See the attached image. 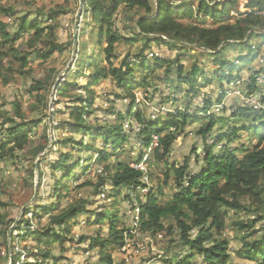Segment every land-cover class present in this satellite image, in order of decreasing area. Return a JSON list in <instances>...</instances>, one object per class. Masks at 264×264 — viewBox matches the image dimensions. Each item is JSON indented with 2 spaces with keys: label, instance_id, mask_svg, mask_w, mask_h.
Listing matches in <instances>:
<instances>
[{
  "label": "rangeland",
  "instance_id": "374dc122",
  "mask_svg": "<svg viewBox=\"0 0 264 264\" xmlns=\"http://www.w3.org/2000/svg\"><path fill=\"white\" fill-rule=\"evenodd\" d=\"M207 1L209 2L210 0ZM220 1L223 0H217V2ZM236 1L237 4L231 8L229 15V17L233 18L232 20L237 18L240 13H248L250 11L247 6L248 0ZM181 3L176 1L178 6ZM185 3L192 4L199 9L201 0H185ZM3 7L5 9H13L16 12L13 17L5 14H2L1 17L4 23L12 25L8 28L12 33L18 31L20 23L18 18L21 16H27L29 19L37 18L43 27H46L48 24L44 21L49 18L46 14L52 9H56L60 13L66 10L67 14L59 16L60 26H58L55 35L57 43L65 45L66 49L64 47L62 52H53L43 59L41 57L43 55L42 51L46 50V48L42 47L35 54L33 46L34 54L31 56L27 67L22 70L27 75L30 73L32 77L36 76L38 78H43L46 75L44 71L46 67H52L60 72L51 90L49 104L51 108L42 110L43 105H41L39 111L32 110V107L37 105L38 102L36 99L37 91L32 88L33 80L31 76L25 78L20 75L19 65L16 60L8 55L10 47H7L2 52L5 67L9 66L12 68L10 61H13L16 71L13 79L8 84H4L3 79H0V139L4 137V132H2L4 129L1 125L7 117H16V121L22 123L21 118L16 116L17 103L21 107V112L27 115L30 120H38L40 122L29 133L30 140L27 148L17 154L18 158L13 157L3 164L0 183V233L5 234L0 236V264H13L15 259L13 257H17V254H21V259L16 264L34 263L37 257H34L33 253L39 254L40 249L51 251L55 257H62L59 264H103L100 249H91L90 243L94 242L97 237L109 238L113 221L108 218L105 222L99 223V219L105 215L117 218L115 229H118L124 235L123 246L112 248L109 251L113 264H163L164 259L175 257L177 261H181L183 257L181 252L184 247L181 244L179 245L180 236L178 233L175 237L168 234V237L166 236L167 238H165V234L153 237L151 234L141 231V218L138 209L140 208L139 199L142 203H146L150 194L154 193L158 197L160 195L158 190L160 186H163L164 194L159 196L160 199L163 201L173 200V197L179 194L180 191L177 188L176 171L182 170L188 163L189 168L186 170L184 177L187 180L184 184L188 186L190 180L197 176L201 169L206 167L205 156L207 147L212 148L213 152L222 158H226L228 154H233L242 159L247 151H251L259 145L258 138L252 137L250 131H239L244 121L236 119L234 115L237 113V108L245 106H251L256 110L260 108L264 110V105L260 103V100L264 97L263 39H254V50L252 52L239 47H233L226 51L222 56V59L227 63L226 67L217 62L215 56L210 55V51L192 48V45L190 47L187 45L179 47L163 43L158 44L159 41H156L153 37L150 38L152 39L150 41L137 38L132 45L120 42L116 45V59L113 61V67H120L122 62L128 58L132 62L131 67L134 68V78L138 84V87L134 90L136 95L134 101L127 98L126 90L119 88L113 78L103 79L99 84L93 85L94 67L89 64L79 68V61L75 66L76 69H74V72H77L69 78L72 83L76 82V85L66 88L68 90L67 95L57 96L55 95V86L58 80H61L68 73L70 67L77 60V53L83 51L85 44L89 46V55H93L92 52H94V44L97 39V28L92 23L91 15L79 14L81 2L76 3L75 0H7L3 2ZM136 11H129L121 7L114 15L113 29L121 31L122 35L127 38L135 37L127 31V28L133 24L130 18L139 16L140 12ZM78 17L77 39H75ZM229 17L225 19V22L231 20ZM202 18H205V16L202 15ZM202 18H196L195 21L198 22ZM213 23L212 19L207 20L208 25ZM48 32L49 30H46L45 35ZM34 38L35 32H27L20 36L14 47L28 50L27 43ZM166 39L164 38L165 41H167ZM259 46H262L260 50H258ZM104 47H106L105 41ZM162 49H166L168 55L170 53L173 54L170 57L172 59L165 57L161 53ZM141 52L142 56L140 59L134 57V55ZM95 54L94 65L99 64L107 68L110 67V63L104 57V52L98 51ZM142 58H145L144 63L141 60ZM156 58L163 60L164 63H157ZM170 64L175 65L171 73L177 78L179 77L178 66H182L184 72L189 73L196 64L198 65L201 72L197 82L196 88L198 90H196V95L192 93V88L187 85H181V88L176 90L177 85L166 84L165 79H167L169 74L168 68ZM143 65L148 68L146 70L143 69ZM4 73L10 76V72L7 70H4ZM63 80L65 81V78ZM205 80L208 81V84L204 83ZM255 80L256 85L252 89L256 88L251 89V93L249 87L250 85L252 86ZM144 81L149 86H144ZM87 87L90 91H93V109L96 110L94 114L84 116L96 128L91 136L76 134L75 130H72L69 125L70 121H72L70 106L74 105L72 99L77 94H84V97H87ZM57 99L59 102H57ZM209 102L211 106L205 116L209 117L211 113L218 120L211 136L205 140L198 134L199 129L208 121V118H204V120L199 122L192 121L182 131L176 133L177 139L173 150L163 160L152 158L148 162H137L140 155H145L144 160L150 156L152 157L159 142V136L153 134L152 145L146 149L142 142L136 140L137 138L134 137L135 132L131 129L133 125L137 129L135 117L138 111L145 114V117L149 118L151 122L157 123L160 128H165L170 115L174 116L178 111L187 110L189 114L200 116L202 115L200 108L206 107ZM130 105H133V110L129 115ZM53 107H55V110ZM54 111H56V115L53 114L55 113ZM118 112H121L127 118L126 121L119 120ZM53 121L54 132L52 131ZM119 123L124 127L123 135L129 136L130 141H125L117 149H112V145L106 144L98 135L102 131L104 132V127L107 125H117ZM47 127L48 146L43 153L35 156L38 146L45 144L47 141L45 138ZM174 130H176V127L172 126L168 132L164 133L167 135ZM234 132H238L235 137L232 136ZM226 134L231 137L229 138ZM68 137H73L77 141H85L86 146L82 147L75 143L67 145L66 139ZM61 140L65 142L58 143L59 146L56 144L53 152L50 153L53 141L57 143ZM100 149L104 150L105 155L108 153L112 154L105 164L98 162V157L103 158L105 156L100 155L98 152ZM112 150L115 151L113 152ZM67 153H74V158L70 159L71 165L78 162H80V165L77 167L76 172L65 180L69 190L67 189L64 192L62 202L73 204L76 199L79 200L78 203L87 201L85 208L89 212L84 214L81 212L80 216L76 218L72 234L69 235V240L65 241L64 246L59 243H55L53 246H46L38 243L36 236L29 235L28 231L39 230L38 223H42V227L47 224V215H43L40 218L37 207L41 208L44 205H52V203L54 206L58 203V195H53V180L60 179L62 176L60 170L56 169H54L55 174L53 176L50 169L53 170L54 162L59 160L62 155H67ZM91 156H95V159L89 164L88 159ZM44 158L46 160L42 162L43 183L41 185V199L39 200L37 198L39 194V171L36 169L34 176H30L29 172L34 169L33 164L36 167L41 159ZM125 162L137 168L142 165L138 170H142L145 173L141 180L146 184L145 187H139L137 193L131 192L129 189L118 188L116 190L117 194L114 195L115 187L112 182H107L108 184L102 187V192L97 195L94 192V185L98 183V175L102 172L105 173L107 165L110 167L112 165L119 166ZM71 165H68L69 169ZM201 166L203 167L200 169ZM107 172L105 175L110 172L114 174L112 167L110 172ZM167 172L171 173L168 184L165 183L167 181ZM36 192L37 196L35 198ZM129 196L130 199H127ZM133 207L137 208L136 214L133 213ZM254 217L256 216L248 213L230 211L226 219V228L222 235H218V237L230 242L231 246L228 250L231 255L230 262L250 264L248 259H241L237 254L242 247L240 238L246 232L234 229L232 224L234 222H244ZM21 220L23 222L20 224ZM172 221L176 223L175 220H166L164 222L167 227H171ZM19 224L21 225L20 228H18ZM257 227L258 230L264 228V221L257 224ZM254 229L252 228L249 231ZM6 234L8 236V245L3 242ZM262 235H264L263 230L257 234L256 238H260ZM83 237L85 239L82 240ZM171 239L176 242L171 244ZM250 240L253 241L254 239ZM176 253L180 254L177 256ZM38 254L35 256H38ZM198 260L196 264L201 263L200 259ZM39 263L54 264L51 259L43 260L41 258H39Z\"/></svg>",
  "mask_w": 264,
  "mask_h": 264
},
{
  "label": "trees",
  "instance_id": "16d2710c",
  "mask_svg": "<svg viewBox=\"0 0 264 264\" xmlns=\"http://www.w3.org/2000/svg\"><path fill=\"white\" fill-rule=\"evenodd\" d=\"M5 1L7 0H0V79H3L4 84H8L15 75L16 69L13 65L15 63L10 61L12 68L9 66L5 67L3 63L4 55L2 52L7 47H10L8 55L16 60L19 65L20 75H23L25 78L31 76L33 80L32 88L37 91L36 99L38 103L32 107V110L39 111L41 105H43L42 110L51 108L49 107L51 90L60 72L52 67H46L44 69L46 75L43 78H38L36 76L32 77L30 73L27 75L22 70L27 67L31 56L34 54L33 46L35 54L42 47L46 48V50L42 51L43 55L41 57L43 59L47 58L53 52H62L64 47L66 49L65 45L63 46L57 43L55 35L58 26H60V21H58L60 19L59 16L66 15L67 11L64 10L60 13L58 10L52 9L48 12L46 16L49 18L44 21L48 24L46 27H43L37 18L29 19L27 16H21L18 18L20 20L18 31L12 33L8 30L12 25L4 23L1 17L2 14L13 17L16 15V12L13 9H5L3 7V2ZM81 1L82 15L90 14L92 23L97 28L94 52H92V56L89 55V46L87 44L84 45L83 51L80 52L81 54L75 50L77 60L55 88V95L57 96L67 95L68 90L66 88L76 85V82L72 83L69 78L77 72H74V69H76L75 66L79 61V68L89 64L91 67H94L93 85L99 84L103 79L113 78L119 88L126 90L127 98L133 99L134 101L136 99L134 90L138 87V84L134 78V68L131 67L132 62L128 58L122 62L120 67H113V61L116 59V45L120 42L130 43L132 45L137 38L150 41L152 40L150 38L153 37V39L159 41L158 44L163 43L179 47L185 45L190 47L192 45V48L207 50V52L210 51V55L215 56L217 62L226 67L227 63L222 59L226 51L233 47H239L252 52L254 50L253 41L255 38H261L264 41V0H248L247 6L250 11L248 13H240L234 20L229 15L231 8L237 4L236 0H223L220 2H217V0H210L209 2L207 0H201L199 9L195 8L192 4L185 3V0H75L76 3ZM176 1L182 2L181 5L178 6ZM121 7L129 11L137 10L136 12H140L137 18H130L133 24L127 28V31L135 37L127 38L122 35L121 31L114 30L112 27L114 15ZM202 15L205 18H202ZM227 17L231 20L225 22ZM196 18L202 19L196 22ZM209 19H212L214 23L208 25L207 20ZM46 30H49L47 35H45ZM27 32H35V38L27 43L29 49L15 48L16 41L21 35ZM164 38H167V41ZM104 41L106 42V47L103 48ZM261 47L259 46L258 50ZM97 50L102 51V53L104 52L106 61L110 63L109 68L104 65H94ZM161 53L168 58L173 55L171 53L168 55L166 49H162ZM141 56L142 52L134 55L135 58L139 59ZM141 60L143 63L145 62V58ZM156 61L157 63H164L163 60L158 58H156ZM142 67L145 70L148 68L145 65ZM174 68L175 65L170 64L168 68L169 74L167 75V79H165L166 84L171 86L177 85L176 90L181 88V85H187L192 88V93L196 95V90H198L196 88L197 82L201 72L198 65L196 64L189 73H185L184 68L178 66V78L171 73ZM220 68L223 70L222 67ZM4 70L9 71L10 76H7ZM64 78L65 81L63 80ZM204 83L208 84V81L205 80ZM143 85L149 86L146 81L143 82ZM254 85H256V80L249 87L251 93ZM87 92V97H84V94H77V96L73 97L72 102L74 105L70 106L72 110V121H70L69 125L72 127V130H75L76 134L91 136L94 134L96 128L84 116L94 114L96 110L93 109V91H90L87 87ZM57 102H59L58 99ZM260 103L264 105V97L260 100ZM17 105L16 116L21 118L22 123L17 122L16 117L9 116L1 125L4 129L2 131L4 132V137L0 139V183L3 164L11 158L17 157L18 153L27 148L30 140L29 133L40 122L38 120H30L27 115L21 112L20 105L18 103ZM210 106L211 104L209 102L206 107L200 108L202 114L200 116L189 114L187 110L178 111L176 115H170L168 117L169 121L165 128H160L157 123L151 122L149 118L145 117V114L138 111L135 117L137 129L134 128V125L131 129L135 132L134 137L137 138L136 140L142 142V145L146 149L152 145L153 134L159 136V142L152 157L150 156L144 160L145 155H140L137 162H148L152 158L163 160L173 150L177 139L176 133L182 131L192 121L199 122L204 120V118H208V121L198 131V134L206 140L211 136L218 122L214 114L210 113L209 117L205 116ZM53 109L55 110V107ZM132 110L133 105L130 108L129 115ZM54 112L53 114L56 115V111ZM117 114H119L120 121H126L127 118L121 112ZM234 117L236 119H242L245 123V125L243 123L239 131H250L252 137L258 138L259 145L257 147L251 151H247L242 159H239L233 154H228L226 158H222L220 155L214 153L212 148L207 147L205 156L206 167L204 169H201L203 166L200 167V173L190 180L188 186L184 184L187 181L184 177L186 170L189 168L188 163L182 170L176 171V183L180 191L179 194L173 197V200L163 201L160 199L159 196L164 194L163 186H160L158 190V193H160L158 197L152 193L146 203H142L139 199L140 208L138 209L140 212V229L142 232L151 234L153 237H158L161 234H165V238L168 237V234L175 237L177 233L180 236L179 245L181 244L184 247V250L181 252L183 253L182 260L177 261L176 257L164 259L163 264H196V261H199L198 259H200V264H237L229 261L231 258L228 252L231 246L230 242L218 237V235L223 234L226 228V219L230 211L248 213L256 216L244 222H234L232 226L234 229L246 232L240 238L242 247L237 252L238 256L244 260L248 259L250 264H264V235L256 238L260 231H264V228L257 229V224L264 221V110L261 108L256 110L251 106L240 107L237 108V113ZM172 126L176 127V130L166 135L164 132H168ZM107 130L108 132L106 133ZM123 130L124 127L120 123L117 125L109 124L104 127V132L102 131L98 136L106 144H111L112 149H117L123 142L130 141L129 136L123 135ZM46 131L45 138L47 141L45 144L38 146L35 156L43 153L48 146V127ZM52 131L54 132V121ZM238 132H234L232 136H237ZM226 135L229 138L231 137L229 134ZM61 142L64 143L65 141L61 140L57 143L53 141L50 153L53 152L56 144ZM66 142L67 145L75 143L82 147L86 146L85 141H77L73 137H68ZM112 151L114 152L115 150ZM98 152L100 155H105L104 150L100 149ZM111 156L112 154L108 153L103 158L98 157V162L105 164ZM72 158H74V153L62 155L59 160L54 162L53 170L50 169L53 176L55 174L54 169L60 170L62 176L60 179L53 180V195H58V203L54 206L52 203V205H44L41 208L37 207L40 218L43 215H47V224L42 227V223H38L39 230L34 232L28 231L29 235L36 236L40 244L53 246L55 243H59L64 246L65 241H68L69 235L72 234L76 218L80 216L81 212L82 214L89 212L85 208L87 201H80L78 203L79 200L76 199V202L73 204L62 202L64 192L68 189L65 180L72 173H75L77 167L80 165V162L71 165L70 159ZM94 159L95 156H91L88 159V163L90 164ZM44 160L46 158L41 159L36 167L33 164L34 169L29 172L30 176H34L36 169L39 171V194L37 197L39 200L41 199V185L43 183L42 162ZM68 165H71L70 169ZM111 167L114 174L110 172ZM111 167L109 165L105 167V173L109 171V174L105 175L102 172L98 175V183L94 185V192L97 195L102 192V187L107 185V182H112L115 187L114 195L117 194L116 190L118 188L129 189L131 192L137 193L139 187H145L146 184L141 181L145 176L142 170H137L126 162L119 166L112 165ZM170 175V172L166 173V184H168ZM127 199H130V196ZM132 210L136 214L137 208L133 207ZM108 218L113 221L109 238L97 237L94 242L90 243L91 249H100L103 264H113L112 257L109 253L110 249L121 247L124 244L123 233L115 229L117 218L105 215L99 219V223L105 222ZM166 220H175L176 223L172 221V226L167 227L164 222ZM22 222L23 220H21L20 224ZM20 224L18 228H20ZM252 228L255 229L249 231ZM3 234L0 233V236ZM252 238L254 239L253 241L250 240ZM7 239L8 236L6 234L3 242L8 245ZM175 242L174 239L170 240L171 244ZM37 254L33 253V256L37 257L34 263L26 264H40L39 258L43 260L51 259L54 264H59L60 259H62V257H55L51 251H44V249H40L38 256H35ZM179 254L176 253L177 256ZM13 258H15L13 264H16L21 259V254H17V257L14 256Z\"/></svg>",
  "mask_w": 264,
  "mask_h": 264
},
{
  "label": "water",
  "instance_id": "95a60500",
  "mask_svg": "<svg viewBox=\"0 0 264 264\" xmlns=\"http://www.w3.org/2000/svg\"><path fill=\"white\" fill-rule=\"evenodd\" d=\"M81 4H82V1H81ZM81 13H82V6H81V8H80V13H79V14H81ZM78 21H79V17H78L77 25H76V28H75V39H77ZM65 73H66V72H65ZM59 82H60V79L58 80V82H57L55 88L58 86ZM36 196H37V192L35 193V198H36ZM9 237H10V234H9Z\"/></svg>",
  "mask_w": 264,
  "mask_h": 264
},
{
  "label": "built area",
  "instance_id": "2783aa9c",
  "mask_svg": "<svg viewBox=\"0 0 264 264\" xmlns=\"http://www.w3.org/2000/svg\"><path fill=\"white\" fill-rule=\"evenodd\" d=\"M141 164H142V163H141ZM141 166H142V165H141ZM141 166H140V167H138V168L134 166V168L138 170L139 168H141Z\"/></svg>",
  "mask_w": 264,
  "mask_h": 264
}]
</instances>
